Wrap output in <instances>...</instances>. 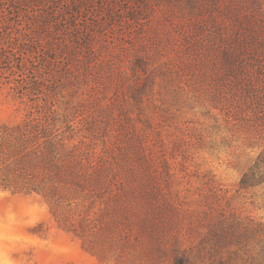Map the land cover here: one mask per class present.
I'll use <instances>...</instances> for the list:
<instances>
[{
    "label": "rangeland",
    "instance_id": "obj_1",
    "mask_svg": "<svg viewBox=\"0 0 264 264\" xmlns=\"http://www.w3.org/2000/svg\"><path fill=\"white\" fill-rule=\"evenodd\" d=\"M70 8L37 98L0 84V126L72 132L100 186L67 213L82 237L0 189V264H264V0Z\"/></svg>",
    "mask_w": 264,
    "mask_h": 264
},
{
    "label": "trees",
    "instance_id": "obj_2",
    "mask_svg": "<svg viewBox=\"0 0 264 264\" xmlns=\"http://www.w3.org/2000/svg\"><path fill=\"white\" fill-rule=\"evenodd\" d=\"M60 2L0 0V84L8 85L17 98H37L43 69L60 63L55 32L68 7L77 11L79 0ZM45 129L35 118L0 126V189L40 195L57 226L82 237L66 217L70 210L84 206L92 188L100 186L98 165L90 159L85 141L72 142V132ZM173 264L188 262L175 257Z\"/></svg>",
    "mask_w": 264,
    "mask_h": 264
}]
</instances>
